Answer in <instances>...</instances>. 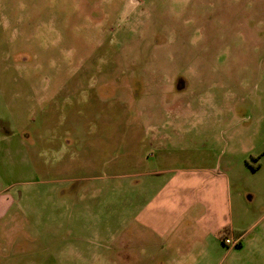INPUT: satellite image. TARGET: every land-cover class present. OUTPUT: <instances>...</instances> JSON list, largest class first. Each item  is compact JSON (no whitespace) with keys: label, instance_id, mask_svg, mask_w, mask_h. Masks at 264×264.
<instances>
[{"label":"rangeland","instance_id":"rangeland-1","mask_svg":"<svg viewBox=\"0 0 264 264\" xmlns=\"http://www.w3.org/2000/svg\"><path fill=\"white\" fill-rule=\"evenodd\" d=\"M214 162L264 246V0H0V264H119L146 172Z\"/></svg>","mask_w":264,"mask_h":264},{"label":"crops","instance_id":"crops-1","mask_svg":"<svg viewBox=\"0 0 264 264\" xmlns=\"http://www.w3.org/2000/svg\"><path fill=\"white\" fill-rule=\"evenodd\" d=\"M145 175L155 188L134 214V241L116 245L105 259L119 264H264V246L249 231L255 215L231 192L234 172L220 171L214 162ZM6 188L0 177V220L13 205ZM188 228L189 236L184 232ZM224 238L239 241L238 256L225 250Z\"/></svg>","mask_w":264,"mask_h":264},{"label":"built area","instance_id":"built-area-1","mask_svg":"<svg viewBox=\"0 0 264 264\" xmlns=\"http://www.w3.org/2000/svg\"><path fill=\"white\" fill-rule=\"evenodd\" d=\"M223 243L228 248H236L239 245V241L237 239H231V238H224Z\"/></svg>","mask_w":264,"mask_h":264},{"label":"trees","instance_id":"trees-1","mask_svg":"<svg viewBox=\"0 0 264 264\" xmlns=\"http://www.w3.org/2000/svg\"><path fill=\"white\" fill-rule=\"evenodd\" d=\"M260 166H258V168H259ZM237 235H239V233L237 234ZM239 247V246H238Z\"/></svg>","mask_w":264,"mask_h":264}]
</instances>
